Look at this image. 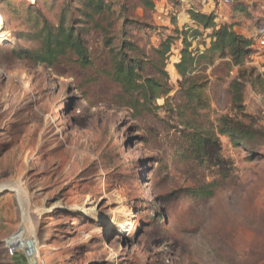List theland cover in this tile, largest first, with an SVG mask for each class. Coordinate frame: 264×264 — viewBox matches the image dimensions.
I'll return each mask as SVG.
<instances>
[{
	"label": "rangeland",
	"instance_id": "rangeland-1",
	"mask_svg": "<svg viewBox=\"0 0 264 264\" xmlns=\"http://www.w3.org/2000/svg\"><path fill=\"white\" fill-rule=\"evenodd\" d=\"M64 1L0 0V239L21 238L36 258L20 250L10 257L0 242V264H17L20 257L29 264H264L258 253L264 241V138L257 145L262 156L251 160L220 137L222 155L234 167L224 181L187 158L179 131L182 121L196 130L188 110L181 117L169 101L173 112L147 106L150 112L134 119L109 105L115 91L104 75L109 52L101 33L84 36L92 63L85 69L71 57L55 69L58 74L18 58L35 48L17 37L34 32L36 12L57 25ZM67 1L73 11L80 8V0ZM149 1L152 7L140 0H104L114 11L113 47L124 34L143 50L138 59L153 75L149 64L159 41L175 28H196L191 11L233 24L254 43L245 66L256 72L244 86L243 105L264 134V49L257 48L254 31L264 25V0L230 6ZM180 50L175 43L165 71L173 89L169 97L183 105L174 69ZM211 72L209 66L210 109L198 124L203 130L232 114L228 85L236 68L228 77L216 71L219 80ZM111 222L125 223V231Z\"/></svg>",
	"mask_w": 264,
	"mask_h": 264
},
{
	"label": "trees",
	"instance_id": "trees-1",
	"mask_svg": "<svg viewBox=\"0 0 264 264\" xmlns=\"http://www.w3.org/2000/svg\"><path fill=\"white\" fill-rule=\"evenodd\" d=\"M140 1L144 6L152 7L149 0ZM64 2L57 25L36 12L32 23L34 32L21 33L17 37L18 40L33 43L35 48L17 54L18 58H24L38 68L46 67L55 71L70 61L71 57L74 64L85 69L92 63L84 36L89 32H99L103 36V46L109 52V63L105 66L104 75L115 91L109 105L124 109L134 119L150 112L147 106H151L153 111L166 108L169 113L173 112L169 101L175 102L176 113L181 117L188 110L191 117H196V130L189 122L182 121L179 131L187 158L200 168L215 170L224 181L230 178L234 167L222 155L220 137L227 138L234 149L247 152V159L254 160L262 156L257 145L264 134L254 126L243 105L244 86L256 72L254 67L245 66L253 54L254 43L236 33L233 24H217L212 13L191 11L190 20L196 28H175L172 35L160 40L153 51L154 59L149 64L153 75H147L146 67L138 59L144 58L143 50L127 40L124 34L119 45L113 47L114 39L110 32L114 27V11L110 4L104 0H80V8L73 11L70 2ZM36 7L37 1L32 5V8ZM31 20L29 17L28 21ZM207 31L209 33L204 35ZM203 36L206 39L199 42ZM195 40L197 44L193 49ZM177 42L181 43V50L174 69L178 76L177 91L183 105L176 103V97H169L173 89L165 71L172 47ZM209 66L212 67L211 75L218 80L221 77H217L216 71L220 75L224 71L228 77L232 69L236 68V75L228 85L232 114L217 117L214 127L203 130L198 124L206 117L202 111L210 109L206 96L209 80L205 75ZM160 99H164V104L159 107L156 102ZM194 194H197L196 191ZM200 196L210 197L211 194Z\"/></svg>",
	"mask_w": 264,
	"mask_h": 264
},
{
	"label": "built area",
	"instance_id": "built-area-1",
	"mask_svg": "<svg viewBox=\"0 0 264 264\" xmlns=\"http://www.w3.org/2000/svg\"><path fill=\"white\" fill-rule=\"evenodd\" d=\"M203 3H213L217 2L221 6H230L233 3H235L237 0H199ZM256 37H257V48L264 49V25L259 26L256 29ZM15 242V243H12ZM5 249L7 251L8 256L14 257L15 253L20 250L23 251L26 257H28L30 260L34 257V254L32 253L29 255V252L27 251L28 245L27 242L25 244L24 240L20 239L17 242L15 241V238L4 240ZM25 245V246H24ZM36 259V258H35ZM33 258V260H35Z\"/></svg>",
	"mask_w": 264,
	"mask_h": 264
},
{
	"label": "crops",
	"instance_id": "crops-1",
	"mask_svg": "<svg viewBox=\"0 0 264 264\" xmlns=\"http://www.w3.org/2000/svg\"><path fill=\"white\" fill-rule=\"evenodd\" d=\"M201 12L204 13V11H201ZM190 22H191V21H190ZM234 31H235L236 33H238V34H240V35H242V36L248 38L247 34H245L243 31H238L237 28H236L235 26H234ZM254 31H255V33H256V28H254ZM207 43H208V42H207ZM200 49H201V47H200ZM4 222H5V221H4V217H3V215H0V227L4 226ZM0 242H1V243L4 242L3 238L0 239ZM3 246H4V244H3ZM3 246H2V248H3ZM259 246H260V248H259L258 250H260V251H258V253L264 255V241H263L262 244H260ZM4 247H5V246H4ZM250 250L253 251V248H250ZM263 258H264V256H263ZM25 261H26V259H25L24 257H20V258L17 260L16 263H17V264H29V263H24Z\"/></svg>",
	"mask_w": 264,
	"mask_h": 264
},
{
	"label": "bare ground",
	"instance_id": "bare-ground-1",
	"mask_svg": "<svg viewBox=\"0 0 264 264\" xmlns=\"http://www.w3.org/2000/svg\"><path fill=\"white\" fill-rule=\"evenodd\" d=\"M29 1H34V0H29ZM1 18H0V30L1 28ZM110 223V221H109ZM111 227L115 228L118 232H123L125 231L126 227H125V223H120V222H111ZM21 238H15V241L17 242L18 240H20ZM12 243H15L12 241ZM25 246V245H24Z\"/></svg>",
	"mask_w": 264,
	"mask_h": 264
},
{
	"label": "water",
	"instance_id": "water-1",
	"mask_svg": "<svg viewBox=\"0 0 264 264\" xmlns=\"http://www.w3.org/2000/svg\"><path fill=\"white\" fill-rule=\"evenodd\" d=\"M27 245H29V244L27 243ZM29 255H31V253H29Z\"/></svg>",
	"mask_w": 264,
	"mask_h": 264
}]
</instances>
